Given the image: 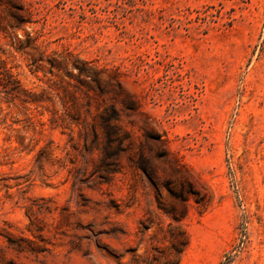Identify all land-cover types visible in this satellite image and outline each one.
Instances as JSON below:
<instances>
[{
	"label": "rangeland",
	"instance_id": "1",
	"mask_svg": "<svg viewBox=\"0 0 264 264\" xmlns=\"http://www.w3.org/2000/svg\"><path fill=\"white\" fill-rule=\"evenodd\" d=\"M22 2L43 60L71 53L115 71L128 108L84 89L79 126L52 128L74 89L38 53L14 51L10 36L25 32L0 7V73L43 99L26 105L0 87V264H133L167 245L157 207L173 200L128 160L139 147L151 158L149 128L209 194L202 214L191 203L179 264H264V0ZM110 106L135 142L113 174L97 170L88 127Z\"/></svg>",
	"mask_w": 264,
	"mask_h": 264
},
{
	"label": "trees",
	"instance_id": "2",
	"mask_svg": "<svg viewBox=\"0 0 264 264\" xmlns=\"http://www.w3.org/2000/svg\"><path fill=\"white\" fill-rule=\"evenodd\" d=\"M0 7H3L9 14L13 26L11 29L17 32L22 29L25 32V39L22 40L17 33L11 37V46L17 53H25L26 51H34L39 54L37 62L46 63L48 73L61 74L68 80L74 89V94L63 91L65 97H68L71 113H67L68 102L60 98L62 108L61 114L52 113L49 122L52 128L54 126H62L69 124L70 126H79L80 111L78 108V98L76 92H83L86 95L95 93L104 95L113 93L119 98V102L123 109H127V95L121 88L120 75L113 72H107L105 69H98L89 62L79 61L71 53L65 56L56 55L54 58L43 60V53H40L36 44V38H33L30 32L23 29V26L31 21V11L25 6L22 0H0ZM7 79L3 73H0L1 93L10 95L12 100H17L26 105H38L43 102L41 96L25 90L20 82L12 75L7 74ZM74 82V83H72ZM134 111H138V102H134ZM86 114L90 115V110H86ZM98 123L89 124L91 142L100 146V162L98 171L107 170L110 173L119 172L118 159L121 155H131L135 148V142L130 134L120 125L119 111L110 106L108 110L98 113L96 116ZM61 122V123H59ZM84 122V121H82ZM88 124V123H87ZM98 126V127H97ZM99 130V132H98ZM88 133L84 127L79 130V137L86 142ZM145 145L152 153L151 158L144 155L143 150L138 149L134 156H129L131 168L140 173L159 193L162 189L166 191L168 196L173 200V205L168 209L160 207L161 211L170 222L164 228L159 224V230L163 235V241L167 243L162 248H152L154 252L146 258H135L133 264H179L182 255L186 251L189 244V237L184 227V220L189 214V209L194 204L198 214H202L210 203L209 194L206 188L197 180L193 174L182 165L166 148L161 137L149 128L145 131ZM161 170V171H159ZM164 174L167 177H164ZM144 225V221L140 223Z\"/></svg>",
	"mask_w": 264,
	"mask_h": 264
}]
</instances>
